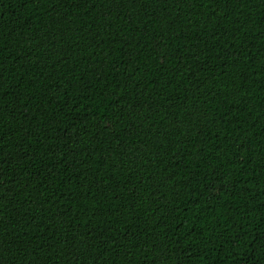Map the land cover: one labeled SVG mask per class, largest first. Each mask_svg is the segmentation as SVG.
I'll return each mask as SVG.
<instances>
[{
  "label": "trees",
  "instance_id": "16d2710c",
  "mask_svg": "<svg viewBox=\"0 0 264 264\" xmlns=\"http://www.w3.org/2000/svg\"><path fill=\"white\" fill-rule=\"evenodd\" d=\"M0 264H264V0H0Z\"/></svg>",
  "mask_w": 264,
  "mask_h": 264
}]
</instances>
